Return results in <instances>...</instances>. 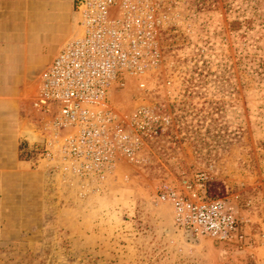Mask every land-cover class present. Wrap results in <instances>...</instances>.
<instances>
[{
	"label": "rangeland",
	"instance_id": "1",
	"mask_svg": "<svg viewBox=\"0 0 264 264\" xmlns=\"http://www.w3.org/2000/svg\"><path fill=\"white\" fill-rule=\"evenodd\" d=\"M166 6L149 14L140 73L109 95L131 151L114 156L103 181L60 157L49 118L31 104L39 139L21 143L19 157L41 158L42 169L0 213V264H264V0ZM199 170L244 242L173 223L168 193Z\"/></svg>",
	"mask_w": 264,
	"mask_h": 264
},
{
	"label": "built area",
	"instance_id": "2",
	"mask_svg": "<svg viewBox=\"0 0 264 264\" xmlns=\"http://www.w3.org/2000/svg\"><path fill=\"white\" fill-rule=\"evenodd\" d=\"M73 1L76 29L39 73L31 104L49 118L60 157L77 174L103 181L113 171L114 156L131 151L128 133L109 110V95L140 73L149 14L168 7L166 0ZM140 113L134 110L132 122ZM207 181L206 170H199L168 193L173 223L188 234L244 242L242 222L224 199L208 195Z\"/></svg>",
	"mask_w": 264,
	"mask_h": 264
},
{
	"label": "crops",
	"instance_id": "3",
	"mask_svg": "<svg viewBox=\"0 0 264 264\" xmlns=\"http://www.w3.org/2000/svg\"><path fill=\"white\" fill-rule=\"evenodd\" d=\"M76 20L73 0H0L1 214L9 213L12 197L20 200L39 182L42 159L19 157L21 143L39 139L29 121L30 99L39 73L74 33Z\"/></svg>",
	"mask_w": 264,
	"mask_h": 264
},
{
	"label": "trees",
	"instance_id": "4",
	"mask_svg": "<svg viewBox=\"0 0 264 264\" xmlns=\"http://www.w3.org/2000/svg\"><path fill=\"white\" fill-rule=\"evenodd\" d=\"M207 193L210 194V193H209V186H207ZM210 196H211V195H210ZM211 197H212V196H211Z\"/></svg>",
	"mask_w": 264,
	"mask_h": 264
}]
</instances>
